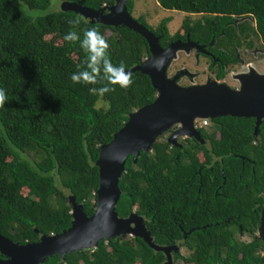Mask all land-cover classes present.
Wrapping results in <instances>:
<instances>
[{"label":"trees","instance_id":"16d2710c","mask_svg":"<svg viewBox=\"0 0 264 264\" xmlns=\"http://www.w3.org/2000/svg\"><path fill=\"white\" fill-rule=\"evenodd\" d=\"M57 1L59 6L52 8ZM62 1L0 0V88L8 96L0 107V233L18 243L67 229L72 218L69 195L86 214L94 211V162L100 146L157 94L149 75L140 70L132 73L130 87L109 85L114 90L103 95L89 91L103 85L73 83L71 75L87 54L79 42L64 39L70 31L83 39L85 30L98 29L108 40L112 63H123L126 69L142 63L150 52L145 39L127 26L91 23L74 11L61 10ZM70 1L100 9L115 0ZM156 1L167 10L202 14L201 19L183 22V29L200 41L227 31L224 24L231 13L251 9L260 25L264 23V0ZM132 8L133 0H128L130 14ZM74 18H80L79 25L69 23ZM166 21L155 31L163 34L162 45L179 37H168ZM254 122L253 117L218 116L211 119L212 130L197 128L208 139L207 146L199 144L184 153L155 140L150 150L140 151L136 163L130 155L118 182L117 214L125 217L135 208L147 218L159 245L178 243L182 230L188 231L185 241L193 252L176 255L184 264H264V243L257 235L264 202V122L257 135ZM239 234L251 239L241 240ZM163 260L162 251L133 235L102 239L64 258L51 255L42 264Z\"/></svg>","mask_w":264,"mask_h":264},{"label":"water","instance_id":"95a60500","mask_svg":"<svg viewBox=\"0 0 264 264\" xmlns=\"http://www.w3.org/2000/svg\"><path fill=\"white\" fill-rule=\"evenodd\" d=\"M127 1L115 0L109 6L94 9L64 0L60 9L74 11L91 23L124 25L139 33L147 42L150 54L142 63L126 71L133 73L140 70L148 74L157 94L151 103L130 113L125 124L100 146L94 162L98 168L94 211L90 215L86 214L75 196L69 195L72 218L70 226L62 232L42 234L37 241L26 243L15 242L0 233V264H42L51 255L58 254L64 258L68 253L93 248L100 240L121 233L136 235L153 250L166 253L167 260L162 264H171L169 251L176 249L175 245L155 243L141 215L131 212L126 217H120L116 212L121 193L118 182L125 170L127 158L131 155L132 162L136 163L140 151L150 150L156 137L173 124H178L179 128L172 138L184 135L203 142L194 124L197 118L213 119L225 115L253 117L254 135H257L259 125L264 122V75L249 73L240 76L239 88H231L216 81L189 86L177 84L176 79L180 74L169 78L167 67L178 50H188L196 44L178 39L162 47L160 37L131 16ZM169 141L174 142L172 139ZM258 232L264 243V202Z\"/></svg>","mask_w":264,"mask_h":264},{"label":"flooded vegetation","instance_id":"af4514ba","mask_svg":"<svg viewBox=\"0 0 264 264\" xmlns=\"http://www.w3.org/2000/svg\"><path fill=\"white\" fill-rule=\"evenodd\" d=\"M185 14L188 16L199 15L197 18L192 20L201 19L203 17L202 14ZM260 15L262 16L261 12ZM188 16H185L182 19V32H176L171 36L168 34L167 22L169 20L166 17L162 18L155 28L151 27L143 16L135 18L136 20L142 18L150 28L146 27L153 31L155 35L160 37V43L162 41L163 34H157L155 31L158 26H161L163 21L167 20L164 27L166 28L168 37H174L177 34L179 37L169 40L165 45L161 44L162 47H166L170 42L178 39L183 42L190 41L196 44L192 45L188 50L183 49L181 51L192 52L193 57L197 62V70L195 72H188L185 69H178L169 76V64L166 72L169 78H172L176 74H180L178 75L176 82L179 85H183L185 83V86L203 84L207 81H216L218 83H224L231 88H239L240 76L248 75L249 73L264 75V23L262 22L260 25V20H258L257 14L254 10L248 9L240 14L231 13L229 19H227L224 24V26L226 25L227 27V31H220L203 41H200L197 38H192L189 32H186L183 29V22L185 19L189 18ZM212 16H214V14ZM188 78L195 79L197 81L196 84H188V82H186ZM178 128V124L169 128L166 133L161 134L159 140L157 141L169 143L170 147L175 146L180 148L184 153H187L188 150L194 151L193 147L196 145H208V139H205L202 136L201 138L203 139V142L190 136L177 135L172 138V135ZM171 139L174 142L169 141ZM133 212H135V208H133ZM141 216L143 217L144 224L147 227V218L144 215ZM182 232L183 240L175 244L165 245L176 246V249H171L169 251L171 264H184V261L181 260L180 257H176V255L178 254L181 257H185L193 252L185 241L188 231L186 232L182 230ZM163 255L164 260L162 263L167 260L166 253H163Z\"/></svg>","mask_w":264,"mask_h":264},{"label":"clouds","instance_id":"9594fccd","mask_svg":"<svg viewBox=\"0 0 264 264\" xmlns=\"http://www.w3.org/2000/svg\"><path fill=\"white\" fill-rule=\"evenodd\" d=\"M80 22V18H74L69 21L72 25H79ZM64 39L73 43L79 42L80 47L87 54L82 64L78 65L80 70L71 75L73 83L103 85L99 88L93 87L89 89L90 93L101 95L114 90L109 85L118 84L121 88H128L132 85V73L126 71L123 63L119 65L112 63L108 40L98 29L90 28L85 30L83 39L77 32L70 31L65 35ZM7 100V93L3 88H0V107H3Z\"/></svg>","mask_w":264,"mask_h":264},{"label":"rangeland","instance_id":"374dc122","mask_svg":"<svg viewBox=\"0 0 264 264\" xmlns=\"http://www.w3.org/2000/svg\"><path fill=\"white\" fill-rule=\"evenodd\" d=\"M59 3L60 1L53 2L51 7L57 8L59 6ZM131 14L134 18H137L138 16H143L146 22L153 28H155L158 25L159 21L162 18L166 17L169 20L167 22V30L170 36L176 32H182V28H181L182 19L185 16H188L184 12L164 9L158 4L156 0H133V8ZM197 16L199 15H191V16L189 15L188 17L190 18V20H192L197 18ZM107 33H109V31ZM47 38H51V35H48ZM175 55L176 56L173 59H171V63L169 65V70H168L169 76L178 69H185L188 72H195L197 70V62L195 61L192 52L178 50ZM186 82H188V84H196L197 81L193 78H188ZM181 86H185V83L183 85L181 84ZM99 105L102 106L103 103L100 102ZM200 120L201 118H197L195 121L199 122ZM174 125L176 124H173L169 128L173 127ZM205 127L209 130H212L213 127L211 121L207 125H205ZM168 129H166L163 133H166ZM161 134H159L156 137V140H159ZM198 154L199 157L202 159L201 153L198 152ZM62 190L63 192L68 194V191L65 188H62ZM26 192L27 189L22 190L23 194H25ZM257 235H259V232H257ZM123 236H132V234L125 233L124 235L121 233L118 235V237H123ZM238 236L241 240L244 241H249L251 239V237L247 234H239Z\"/></svg>","mask_w":264,"mask_h":264},{"label":"built area","instance_id":"2783aa9c","mask_svg":"<svg viewBox=\"0 0 264 264\" xmlns=\"http://www.w3.org/2000/svg\"><path fill=\"white\" fill-rule=\"evenodd\" d=\"M210 122V119H201L199 122L195 121V127H205V125H207Z\"/></svg>","mask_w":264,"mask_h":264}]
</instances>
